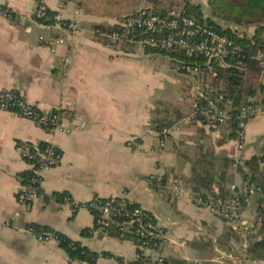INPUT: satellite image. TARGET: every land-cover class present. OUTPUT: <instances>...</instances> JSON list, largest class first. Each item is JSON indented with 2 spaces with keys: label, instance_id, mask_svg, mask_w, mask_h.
Returning <instances> with one entry per match:
<instances>
[{
  "label": "crops",
  "instance_id": "1",
  "mask_svg": "<svg viewBox=\"0 0 264 264\" xmlns=\"http://www.w3.org/2000/svg\"><path fill=\"white\" fill-rule=\"evenodd\" d=\"M145 1L149 3L42 0L49 15L61 22L44 24L33 15L38 0H0V91L18 93L36 110L58 113L72 129L68 135H49L0 111V264H88L70 259L55 242L36 241L25 231L29 226L51 230L92 253L112 255L99 256L94 264H119L116 258L135 261L132 240L91 234L94 217L83 206L111 198L123 197L151 214L163 235L155 254L166 264L216 258L224 245L231 247L248 230L252 234L259 220L258 193L246 197L241 220L233 225L199 205L196 199L204 191L194 189L199 187L196 177H213L226 189L242 184L221 159L244 162L263 154L264 111L246 124L239 149L230 128L209 127L191 116L192 104L211 87L193 82L190 107L182 106L177 96L180 103H170V112L156 109L163 101L154 93L155 77L173 73L176 64L168 56L138 49L136 42L116 44L108 38ZM72 20L82 28L78 36L64 28ZM40 37L62 42L47 46ZM159 125L170 129L166 137L156 130ZM45 143L56 147L59 161L44 172L38 199L21 206L16 196L26 186L23 175L30 167L17 146L35 150ZM260 172L264 175V165ZM152 175L163 189L150 187L147 179ZM174 184L178 197L170 189ZM111 229L115 232L116 227Z\"/></svg>",
  "mask_w": 264,
  "mask_h": 264
},
{
  "label": "built area",
  "instance_id": "2",
  "mask_svg": "<svg viewBox=\"0 0 264 264\" xmlns=\"http://www.w3.org/2000/svg\"><path fill=\"white\" fill-rule=\"evenodd\" d=\"M33 15L36 20L44 24L61 23L57 16L49 15L42 0H38ZM115 27L116 29L108 35L111 43L136 42L145 49L156 52L180 51L188 58L201 57L207 63L211 61L219 62L228 55L245 54V51L237 47L225 35L218 33L195 18L179 14L164 16L152 10L143 9L124 17ZM64 28L74 36H78L82 32L78 21H68L65 23ZM39 41L47 46L62 42L52 38L45 40L42 37L39 38ZM254 58L264 70V53L258 52ZM178 70L186 75H196L199 72V67L181 63L178 64ZM0 111L14 114L31 122L49 135L56 133L68 135L72 131L58 113L36 110L27 105L24 99L13 91H0ZM259 111L260 107L258 105L250 103L241 107L235 115H231L228 108H219L210 103L200 105L197 101L192 105L191 116L202 119L207 126L213 128L227 127L231 129V125H234L235 139L238 148L241 149L246 124ZM169 132L170 129H162L160 136L166 137ZM17 149L22 159L29 165L31 176L28 185L22 187L17 193L16 200L19 205L29 207L39 197L44 172L57 165L59 152L51 143H45L42 150H32L23 145H18ZM147 182L155 190L164 188L162 183L153 175L148 177ZM170 188L174 196L178 197V186L174 184ZM230 190L232 193L231 200L223 206L206 202L200 197H197L196 202L209 208L222 221L234 223L238 220L242 207L238 194L235 192V186H231ZM65 201L73 205V202L68 198ZM83 207L94 217V225L91 228L92 235L105 233L114 226L121 237L128 234L135 235L142 240L140 243H134L136 248L135 261L143 260L150 264H163V259L155 254L158 245L156 241L162 238V231L149 212L123 197L104 201L95 200ZM25 231L41 243L55 242L59 244L61 241L60 235L51 230L29 226Z\"/></svg>",
  "mask_w": 264,
  "mask_h": 264
},
{
  "label": "trees",
  "instance_id": "3",
  "mask_svg": "<svg viewBox=\"0 0 264 264\" xmlns=\"http://www.w3.org/2000/svg\"><path fill=\"white\" fill-rule=\"evenodd\" d=\"M148 1L150 3L155 2V0ZM208 3L216 18L226 22L230 21L240 26H255V32L248 38L238 34L237 31L231 28L224 29L219 23L212 19H204L200 8H195L191 5H186L179 15L195 18L218 33L225 35L231 39L237 47L245 51V54L240 53L237 56L228 55L219 62L211 61L207 63V61L201 57L188 58L180 51L156 52L148 49L146 50L170 57L177 66L178 64L184 63L190 66H198L199 70L201 68H209L214 78L223 81L222 86L208 89L205 94L206 97L199 101L200 105H207L210 103L219 108H228L230 114L235 115L241 107L253 103L260 107V112H263L264 82L262 77L264 76V70L254 57L258 52L264 53V39L261 37V34L264 33V0H208ZM194 11L196 12L194 13ZM160 14L164 16L167 15L164 13ZM115 29L116 27L113 31ZM220 63H223L224 66L220 67ZM179 72L183 73L181 70H179ZM162 126L164 125L157 126L156 130L160 131ZM234 127V125H231V129H229L231 132L229 135L230 138H235ZM44 147L45 144H42L39 150H42ZM29 149L34 150L33 148ZM221 161L227 170L231 169L236 172L240 177L241 183H248V181H250L246 192L242 193L239 189L236 191L242 208L245 205L244 200L251 192L258 193L259 198L256 213L259 220L256 222L254 228L255 233L250 235V237H257L260 239L251 245V252L258 259H264V179L258 171L259 166L264 164V149L262 155L254 156L248 161L234 162L228 159H221ZM30 176L31 171L23 175V183H25V185H28ZM197 180L199 187H195L194 192L199 193L200 190L203 189L204 192L200 193L198 197L202 198L204 201L223 206L231 200L232 195L229 193L228 189H226L221 182H216L213 177L205 179H198L196 177L195 181ZM214 189L216 190L214 191ZM106 233H108V235L115 234L116 236H120L116 229L115 232H113L112 229H108ZM60 238L59 247L64 250L72 260L94 264L99 256L112 257V255L107 253H102L101 255L92 253L85 247H82L78 242L71 241L61 235ZM123 238L132 240L134 243H140L142 241L135 235L125 234ZM115 260L119 264H150L143 260L127 263H124L119 258ZM163 264H166L165 261Z\"/></svg>",
  "mask_w": 264,
  "mask_h": 264
},
{
  "label": "rangeland",
  "instance_id": "4",
  "mask_svg": "<svg viewBox=\"0 0 264 264\" xmlns=\"http://www.w3.org/2000/svg\"><path fill=\"white\" fill-rule=\"evenodd\" d=\"M149 3H147L146 1L144 4L141 3V5L138 6V11L143 10V9L152 10V11L155 10L159 14L164 13L167 15L168 14L177 15L181 11H183L186 5H191L192 7L200 8L204 19H212L213 21L219 23V25H221L222 28L224 29L231 28L237 31L238 34L240 35L246 36V34L249 33L250 29H253L254 30L253 33H254L256 29L255 26H248V27L240 26V25L234 24L233 22H230V21L226 22V21L220 20L219 18H216L214 16L213 11L211 10V7L209 6L208 0H155L154 3H150V4ZM195 12L196 11H194V13ZM261 37L264 39V33L261 34ZM136 45L138 46V49L144 50V47L141 44L138 43ZM166 61L168 62V60ZM219 66L223 67L224 64L220 63ZM161 67L162 65L159 66V68ZM175 67H174L175 70L178 69L177 65ZM167 68L170 69L169 62L167 64ZM175 70L173 73L170 72L168 75L158 73L155 77V81L153 84L154 93L160 98V100L163 101L160 103L158 102L157 107H156V109L158 108V110H165L166 112H170L171 110L170 103L173 102L176 105L180 103V99H178L177 96H180V98H182L183 100L182 106L189 105L190 107V103L194 101L192 100V97H190L191 95L190 92H191V89L193 88V82H197V83L200 82L202 85H206L207 87H211V88H215L216 86L223 85V81H221L220 79L218 80L217 78H214V76H212V74L209 73V71L205 68H201L194 78L185 77L182 74L177 73ZM156 109H155V112H156ZM153 145L157 146V142L154 141ZM262 165L264 164H261L258 168L259 172H260V167ZM260 174L262 178L264 179V175H262L261 172ZM233 185L235 186V192L237 191V189H239L242 193L248 190L247 183H242L240 186L231 183L227 185V188L229 189L230 192H231L230 188ZM253 194L256 195L257 192H254ZM244 202H246V200H244ZM241 214H242V211L240 213L238 220H236L234 223H228V224L237 225L241 220ZM248 231L244 233V236H238V238L235 239L234 244H232L231 247L224 245L222 255L218 254V257L216 258H213V257L207 258L205 261L198 263V264H264V259H258L251 252V245L255 241H258L260 238L250 237V235L248 234ZM250 232H252L251 235H253V233H255V230L251 229ZM243 245L244 247H242ZM210 260H214V261L210 263Z\"/></svg>",
  "mask_w": 264,
  "mask_h": 264
},
{
  "label": "water",
  "instance_id": "5",
  "mask_svg": "<svg viewBox=\"0 0 264 264\" xmlns=\"http://www.w3.org/2000/svg\"><path fill=\"white\" fill-rule=\"evenodd\" d=\"M250 184V181H248V185Z\"/></svg>",
  "mask_w": 264,
  "mask_h": 264
}]
</instances>
